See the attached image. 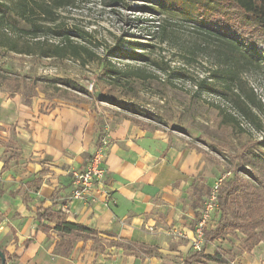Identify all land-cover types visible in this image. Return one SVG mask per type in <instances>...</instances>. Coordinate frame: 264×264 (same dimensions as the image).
<instances>
[{"label": "rangeland", "instance_id": "1", "mask_svg": "<svg viewBox=\"0 0 264 264\" xmlns=\"http://www.w3.org/2000/svg\"><path fill=\"white\" fill-rule=\"evenodd\" d=\"M28 1L40 11L34 1L47 0ZM70 1L56 9L54 20L48 22L39 11L20 15V0H0L10 7L9 17L0 25V78L6 79L0 80V120L10 121V125L15 121V126L21 111L27 122L29 116L55 107L84 106L96 117L97 139L104 136L109 142V131L128 118L140 127L158 130L176 150L199 153L200 179L205 185L212 186L228 175L242 155L243 167L256 175L264 189V67L239 71L262 104L255 111L258 120L254 123L238 113L230 94L210 90L224 91L228 65L218 58L216 45L201 38L185 15L154 13L146 8L151 3L142 0L111 4ZM169 1L187 10L192 5L195 11L212 7L204 0ZM34 22L63 34L48 32L34 38L29 33ZM161 25L166 26L164 34ZM67 40L77 46L78 56L69 46L61 50L63 55L52 52ZM263 48L258 44L257 53ZM44 52L52 56H44ZM129 53L144 54L146 60L130 58ZM109 69L117 74L107 72ZM55 79H70L88 94L55 83ZM117 101L136 104L162 121L121 110ZM225 115L235 121H224ZM239 175L248 179L242 171ZM257 230L264 238V228ZM234 233L226 235L244 234ZM226 235L219 234L216 243L229 241Z\"/></svg>", "mask_w": 264, "mask_h": 264}, {"label": "crops", "instance_id": "2", "mask_svg": "<svg viewBox=\"0 0 264 264\" xmlns=\"http://www.w3.org/2000/svg\"><path fill=\"white\" fill-rule=\"evenodd\" d=\"M20 114L15 126L0 120V250L6 264H184L195 252L193 230L211 185L200 179L194 149L176 150L158 130L123 118L108 134L104 187L111 198L104 205L97 193L96 202L84 203L71 198V173L84 169L99 140L91 110L55 107L27 122L25 111ZM47 207L96 233L79 232L70 253L58 254L55 244L67 236L53 221L36 218ZM214 213L207 229L216 223ZM226 236L229 241L212 238L203 247L225 262L201 258L191 264H264V238L245 249L244 234Z\"/></svg>", "mask_w": 264, "mask_h": 264}, {"label": "trees", "instance_id": "3", "mask_svg": "<svg viewBox=\"0 0 264 264\" xmlns=\"http://www.w3.org/2000/svg\"><path fill=\"white\" fill-rule=\"evenodd\" d=\"M142 1L151 3L146 8H149L154 13L157 10H161L164 14H174L177 12L185 15L192 23L193 30L201 38L216 45L218 58L228 65V67L224 70V74L226 75L224 91H219L213 87L210 90L224 96L230 94L238 113L256 123L258 117L255 111L261 110L262 104L253 90L247 87L239 76V71L261 69L264 67V48L260 54L256 51L258 44L264 46V0H202L205 3H209L212 7H200L197 11L194 9L195 5H192V10H187L182 8L180 3H173L169 0ZM70 2V0H47L40 4L34 1V4L40 9L38 11L41 12L42 18L48 22H52L54 20V11L70 4ZM103 2L105 4L124 3L125 0H103ZM28 4V0H20V15L26 16L27 11L31 14L38 12ZM9 15L10 7L0 2V25H2L4 18L9 17ZM165 30L166 26L161 25V34H164ZM48 32H52L55 35L63 34L60 31H53V29L45 28L43 25L36 24L35 22L29 31L30 35L34 38L46 35ZM67 46L71 48L73 55L78 56L77 46L68 40L63 46H56V49L52 52L57 55H63L61 50ZM43 54L44 56H52L47 52ZM129 56L135 60H146L145 55L141 53H129ZM107 72L117 74L112 69L107 70ZM0 80L6 79L5 77H1ZM54 82L72 90L88 94L84 88L76 85L70 79H55ZM115 105L121 110L145 117L154 122L158 123L162 121L161 117L140 109L136 104L117 101ZM224 117V121H235V117L233 116L225 115ZM213 150L216 151L217 149L214 148ZM242 164L243 157L240 155L237 157V162L234 164L232 171L219 184L218 207L214 213L216 223L214 227L205 229V243L212 238L218 237L219 234L226 235L230 232L235 234V230H239L245 234L242 244L245 249H250L263 239L260 231L257 229L260 227L264 228V189L261 187L256 175L245 169ZM240 171L244 172L248 179L242 178L239 175ZM36 218L40 222L43 220L53 221L54 229L62 235L67 236L66 239H60L55 244V251L62 255L70 253L72 242L79 232L96 233L94 230L83 225L66 221L60 209L52 210L50 207L38 209ZM29 242L27 241L26 244ZM113 244L126 248L131 247L130 244H121L119 242H113ZM204 244L200 250H195L194 253L185 257L184 264H191L192 262L201 260V258L218 263L226 261L218 251L214 254H204ZM3 254L5 256L4 252ZM13 258L15 257H7L8 260H12Z\"/></svg>", "mask_w": 264, "mask_h": 264}, {"label": "built area", "instance_id": "4", "mask_svg": "<svg viewBox=\"0 0 264 264\" xmlns=\"http://www.w3.org/2000/svg\"><path fill=\"white\" fill-rule=\"evenodd\" d=\"M107 140L102 136L89 159L86 161L84 169L73 173L72 199H77L84 203H94L97 201V193L103 196L104 205L111 198L110 192L104 187L106 169L104 161L106 158ZM222 175L211 186L209 193L203 200L200 217L193 230L191 244L194 250H200L205 243L204 231L211 220L212 213L218 207V188L221 180L226 176ZM95 264H104L97 262Z\"/></svg>", "mask_w": 264, "mask_h": 264}, {"label": "water", "instance_id": "5", "mask_svg": "<svg viewBox=\"0 0 264 264\" xmlns=\"http://www.w3.org/2000/svg\"><path fill=\"white\" fill-rule=\"evenodd\" d=\"M5 261H6L5 256L3 252L0 250V263L5 264Z\"/></svg>", "mask_w": 264, "mask_h": 264}]
</instances>
